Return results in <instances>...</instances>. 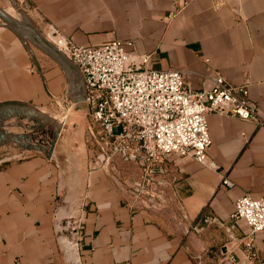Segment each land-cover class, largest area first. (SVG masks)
Instances as JSON below:
<instances>
[{"label":"crops","instance_id":"1","mask_svg":"<svg viewBox=\"0 0 264 264\" xmlns=\"http://www.w3.org/2000/svg\"><path fill=\"white\" fill-rule=\"evenodd\" d=\"M9 5L25 7L31 23L7 13ZM0 10L16 23L5 28L0 17V125L33 121L27 112H35L42 127L50 102L79 101L81 119L83 81L55 37L92 47L130 41L131 63L178 71L194 91L220 76L245 87L264 115V0H0ZM26 40L44 52L32 49L37 66L31 55L28 74ZM206 122V165L170 154L156 168L173 179L177 204L167 215L133 211L102 171L84 178L43 154L1 160L0 264H264V236L230 218L239 197L264 196V127L216 113ZM6 150L26 151L16 143Z\"/></svg>","mask_w":264,"mask_h":264},{"label":"built area","instance_id":"2","mask_svg":"<svg viewBox=\"0 0 264 264\" xmlns=\"http://www.w3.org/2000/svg\"><path fill=\"white\" fill-rule=\"evenodd\" d=\"M52 43L74 64L83 81L96 137V141L90 135L86 137L88 146L94 149L89 169L92 162L101 171L107 166L135 199L149 205L169 208L172 202L177 204L171 191L173 179L165 177L162 167L156 169L168 155L208 163L211 140L207 114L235 117L264 127V115H259L248 101L247 89L230 86L220 76L208 89L194 91L178 71L149 70L131 63L130 41L115 40L92 47L55 37ZM146 60L143 57L140 63ZM130 168L137 170L133 178L128 176ZM230 218L235 223L243 222L251 235L264 236V196L239 197ZM195 261L202 264L201 257Z\"/></svg>","mask_w":264,"mask_h":264},{"label":"rangeland","instance_id":"3","mask_svg":"<svg viewBox=\"0 0 264 264\" xmlns=\"http://www.w3.org/2000/svg\"><path fill=\"white\" fill-rule=\"evenodd\" d=\"M31 8H29L30 10ZM5 10L7 11V13L11 14L15 19L21 21V18H25V20L28 23H31L26 15V13L23 11H26L25 7H14V6H7L5 8ZM0 23L2 24V21L0 19ZM44 23V22H43ZM4 27L7 28L8 27V23L3 22ZM44 25V24H43ZM46 25V24H45ZM43 38H45L43 36ZM31 50V53L28 52L27 48ZM32 49H35L36 54L38 56H43L44 52L39 50L38 48H36L35 46H33V44H31V42L29 41H21V53L23 54V56H25V60L28 63V71L26 72V74H28L29 71H33L34 70V66H33V62L31 59V55L33 56V58L36 59V55L34 54V51H32ZM39 51V52H38ZM33 53V54H32ZM25 104L28 105H33L31 104V102H25ZM42 108V107H41ZM38 110V108H37ZM42 111H44L45 115L49 118L45 123H41L40 129H26V126H32L35 125L32 121H27L26 119H19L17 117H15L14 121L15 123L18 122L19 126L17 125H13L12 121L13 120H8V119H4L1 122L0 125V132L2 130H6L7 132L11 131V132H16V133H20L23 134L26 137H29L31 134H33V139H29L30 144L35 145L37 144V142L41 141L42 144L46 143L49 141V135L47 132H50L52 130H54L55 126L53 124L50 123V121L54 122L55 124H60V127L65 130H63V135L69 138V152H67V155L63 153V155L61 156L62 153H60V155L56 156L54 155V158H72L75 161V164L78 163L79 166L82 169V166L84 168V174L86 175L88 170H87V163L89 161V158L91 159L94 156V149L92 148V146L90 145V147L88 146L87 142H86V136L84 134L83 136V140H85L84 143V151H81V147H80V139L81 137H79V110L77 108L72 107V104H70L69 106H66L65 104H56V103H52L50 102V105H48V109H40ZM18 120V121H17ZM42 130H44L46 133H43ZM67 130V131H66ZM68 133V134H67ZM63 136V137H64ZM8 136H4V140L5 142L8 141ZM23 142V141H21ZM4 144V145H0V161L1 160H8L7 162H14L17 160H22L25 158H28L34 154H42L36 150H26V151H14L10 152L7 151L6 148L7 146H15V143L11 141L10 145L8 144ZM66 150H64L65 152ZM63 152V150L61 151ZM44 155V154H43ZM45 156V155H44ZM78 164H77V169H78ZM89 169V167H88ZM93 171H101L99 166L97 165L96 162H92L90 163V169L89 172H93ZM129 171V170H128ZM88 172V173H89ZM99 173V172H98Z\"/></svg>","mask_w":264,"mask_h":264},{"label":"water","instance_id":"4","mask_svg":"<svg viewBox=\"0 0 264 264\" xmlns=\"http://www.w3.org/2000/svg\"><path fill=\"white\" fill-rule=\"evenodd\" d=\"M0 17L4 20V22H6L8 24H13V25L16 24L13 21H11L10 17L1 10H0ZM32 59H33V62L37 66L36 60L34 58H32ZM82 103L84 105H83V109H81V112H80L81 119L79 120V137H81V139H80V147L81 148L80 149L83 152L84 151L83 147H84V143H85V140H83L84 134L86 137H87V135H90L94 141H96V137L94 135L93 127H92L90 120H89V117H88L89 110H88V105H87L84 97H83ZM72 107L77 108L79 110V101L77 103H75L74 105H72ZM14 114L24 115V113L21 110L19 112H15ZM2 115H3V111L0 110V116H2ZM27 116H30L31 118H33L32 122L35 125L26 126L25 128L28 130H30L32 128L40 129V126L37 125V121H36V119L39 118V114L35 113V112H29V113L27 112ZM26 119H27V117H26ZM50 123L53 124L55 126V128H54V130L47 132L50 139L48 142H46L44 144H42L41 141L37 142V144H35V145L28 144L29 139H33V137H34L33 134H31L29 137H26L23 134H20V135H17L16 137H13V138H11L9 136L7 138L9 140H11L12 142H15L16 144L20 145L22 148H24L26 150L32 149V150H36V151L44 154L48 159H52V160H56V161H60L62 159L67 160L69 163V167H67V169L69 170V173L75 174L76 171L78 172V170H79V174L83 175V177L86 178L87 174L89 172L88 163H87L88 172L85 175L83 173L84 172L83 166L81 169V167L79 166L78 163L75 164L74 159H72V158H54L53 157L54 155H56V156L60 155V153H62L61 156L63 155V153H64V155L65 154L67 155V152H69V148H68L69 146L68 145H69L70 141H69V138L67 137V135H66V137L63 135V130H65V129L64 128L62 129L60 127V124H55L52 121H50ZM42 132L46 133L44 130H42ZM5 134H6L5 131H3L0 134V140H4ZM21 141H23V143H25V144H23ZM62 150H63V152H61ZM64 150H66V151L64 152ZM54 151H55V154L53 155ZM77 164H78V169H77ZM102 172L104 173L106 178L111 182V184L114 186V188L118 191L120 196L126 202L132 204L133 209H135L137 211L146 210L147 212L161 214V215H167L170 212L173 213L172 210L175 209V205H176L175 202H172L170 204L169 208H160V207H157L155 205H149L147 202H145L142 199H135L133 194L130 191H128L126 189V187L120 181H118L114 176H112V174L109 172L107 166L103 167ZM69 187H70V184H69ZM173 219L177 222H180L179 218H177L176 216H174ZM186 233L188 234V233H190V231H187Z\"/></svg>","mask_w":264,"mask_h":264},{"label":"bare ground","instance_id":"5","mask_svg":"<svg viewBox=\"0 0 264 264\" xmlns=\"http://www.w3.org/2000/svg\"><path fill=\"white\" fill-rule=\"evenodd\" d=\"M55 154V151L53 152V155Z\"/></svg>","mask_w":264,"mask_h":264},{"label":"flooded vegetation","instance_id":"6","mask_svg":"<svg viewBox=\"0 0 264 264\" xmlns=\"http://www.w3.org/2000/svg\"><path fill=\"white\" fill-rule=\"evenodd\" d=\"M130 170H131V168H130Z\"/></svg>","mask_w":264,"mask_h":264}]
</instances>
